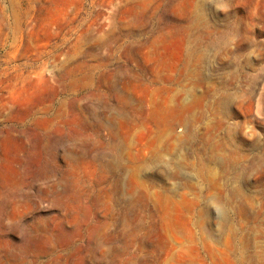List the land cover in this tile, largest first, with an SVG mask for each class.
<instances>
[{"label":"rangeland","instance_id":"374dc122","mask_svg":"<svg viewBox=\"0 0 264 264\" xmlns=\"http://www.w3.org/2000/svg\"><path fill=\"white\" fill-rule=\"evenodd\" d=\"M0 264H264V0H0Z\"/></svg>","mask_w":264,"mask_h":264},{"label":"bare ground","instance_id":"6f19581e","mask_svg":"<svg viewBox=\"0 0 264 264\" xmlns=\"http://www.w3.org/2000/svg\"><path fill=\"white\" fill-rule=\"evenodd\" d=\"M100 120L96 119V122L95 123H89L88 120L84 121V129L87 131V132H90L91 131V134L92 135H96L98 134V132L100 131ZM103 128V127H102ZM114 136V135H113ZM112 136V137H113Z\"/></svg>","mask_w":264,"mask_h":264}]
</instances>
